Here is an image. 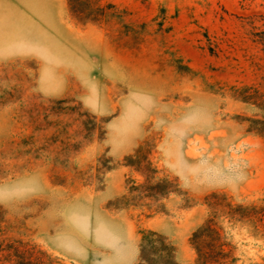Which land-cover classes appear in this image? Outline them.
<instances>
[{
  "label": "rangeland",
  "instance_id": "374dc122",
  "mask_svg": "<svg viewBox=\"0 0 264 264\" xmlns=\"http://www.w3.org/2000/svg\"><path fill=\"white\" fill-rule=\"evenodd\" d=\"M68 4L123 41L124 72L53 97L34 61L0 63V240L53 264H137L155 231L196 264L190 237L216 192L259 211L218 215V237L196 243L225 255L203 264H264V0ZM236 162L232 183L222 170Z\"/></svg>",
  "mask_w": 264,
  "mask_h": 264
},
{
  "label": "crops",
  "instance_id": "0c3cea01",
  "mask_svg": "<svg viewBox=\"0 0 264 264\" xmlns=\"http://www.w3.org/2000/svg\"><path fill=\"white\" fill-rule=\"evenodd\" d=\"M123 50L103 24L72 19L68 0H0V63L34 61L42 94L76 93L92 77L122 75Z\"/></svg>",
  "mask_w": 264,
  "mask_h": 264
},
{
  "label": "trees",
  "instance_id": "16d2710c",
  "mask_svg": "<svg viewBox=\"0 0 264 264\" xmlns=\"http://www.w3.org/2000/svg\"><path fill=\"white\" fill-rule=\"evenodd\" d=\"M212 201L209 202L211 207V215L206 221L197 228L190 237V243L194 246L198 261L196 264H203L204 262L218 263L219 257L225 255L220 245L216 243H208L205 245H198L196 239L200 236L217 238L219 235V227L216 226L215 218L218 215H226L232 218H244L248 216V209L257 210L255 206H243L232 204L229 198L224 194L213 192L210 194ZM153 237V238H152ZM145 243H150L153 247L152 252H145ZM159 244L157 247L156 245ZM157 259L160 264H177L174 259V248L166 241V237L158 234L155 231H147L143 233L139 245V255L137 264H152ZM0 264H53L47 255L27 243L20 241L5 242L0 240Z\"/></svg>",
  "mask_w": 264,
  "mask_h": 264
},
{
  "label": "clouds",
  "instance_id": "9594fccd",
  "mask_svg": "<svg viewBox=\"0 0 264 264\" xmlns=\"http://www.w3.org/2000/svg\"><path fill=\"white\" fill-rule=\"evenodd\" d=\"M201 111L204 113L205 119L210 121L211 109L210 108H203V109H201ZM222 171L226 177L230 178V181L232 183H239L245 178L243 171H242V165L238 162L230 163L229 167L226 169H223Z\"/></svg>",
  "mask_w": 264,
  "mask_h": 264
}]
</instances>
